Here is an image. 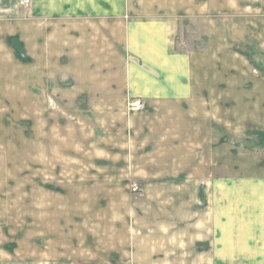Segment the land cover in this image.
I'll use <instances>...</instances> for the list:
<instances>
[{"label": "crops", "instance_id": "crops-1", "mask_svg": "<svg viewBox=\"0 0 264 264\" xmlns=\"http://www.w3.org/2000/svg\"><path fill=\"white\" fill-rule=\"evenodd\" d=\"M19 1L0 0V26L21 25L0 36L20 42L24 63L34 61L38 41L47 73L69 59L77 63L64 69L70 81L91 74L77 86L94 97L84 104L101 115L105 155H117L109 160L159 171L154 180L184 176L183 240L161 244L170 252L159 256L168 264L194 255L196 264H264V67L251 63L254 47L245 49L264 45V0ZM191 19L208 27L206 44L178 51L179 27ZM129 99L144 109L129 112ZM253 137L254 146L237 147Z\"/></svg>", "mask_w": 264, "mask_h": 264}, {"label": "rangeland", "instance_id": "rangeland-1", "mask_svg": "<svg viewBox=\"0 0 264 264\" xmlns=\"http://www.w3.org/2000/svg\"><path fill=\"white\" fill-rule=\"evenodd\" d=\"M197 21L181 24L176 50L194 52L206 44L208 27ZM0 28L21 31L19 21ZM247 45L264 51L261 43ZM20 48L0 36V264H168L159 254L170 251L159 246L183 240L180 219L189 209L183 208L184 176L154 180L159 171L128 170L124 161L109 160L117 155H105L101 115L84 104L94 97L77 86L91 74L70 81L64 69L77 63L69 59L47 73L37 62L38 41L31 39L30 63ZM256 51L250 61L263 68ZM40 62L43 67L45 59ZM137 100L142 107L136 112L144 109L141 99H129V112L128 103ZM255 140L235 142L252 147Z\"/></svg>", "mask_w": 264, "mask_h": 264}, {"label": "built area", "instance_id": "built-area-1", "mask_svg": "<svg viewBox=\"0 0 264 264\" xmlns=\"http://www.w3.org/2000/svg\"><path fill=\"white\" fill-rule=\"evenodd\" d=\"M29 3V0H23V2L21 3V5H27ZM142 107V104L140 101H134V103H132L131 105L128 103V108L131 112H136L138 111L140 108ZM130 190L132 192H136L138 189H137V186L135 183L131 184L130 185Z\"/></svg>", "mask_w": 264, "mask_h": 264}, {"label": "bare ground", "instance_id": "bare-ground-1", "mask_svg": "<svg viewBox=\"0 0 264 264\" xmlns=\"http://www.w3.org/2000/svg\"><path fill=\"white\" fill-rule=\"evenodd\" d=\"M22 6H24V5H22Z\"/></svg>", "mask_w": 264, "mask_h": 264}]
</instances>
